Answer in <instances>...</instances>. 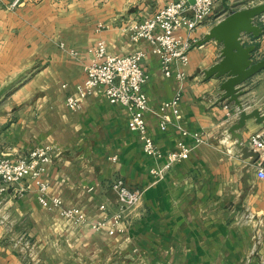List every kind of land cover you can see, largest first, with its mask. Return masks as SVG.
<instances>
[{
	"label": "crops",
	"instance_id": "crops-1",
	"mask_svg": "<svg viewBox=\"0 0 264 264\" xmlns=\"http://www.w3.org/2000/svg\"><path fill=\"white\" fill-rule=\"evenodd\" d=\"M168 1L120 0L113 6V0H104L102 8L70 6L57 12L44 6L34 14L26 4L10 10L9 0H0V154L17 157L35 145L50 144L48 194L60 197L64 206L80 207L92 219L116 210L115 178L144 190L141 203L126 214L125 231L109 235L75 226L56 209H45L31 183L20 184L26 190L18 195L10 188L1 212L7 220L0 225V264L31 263L10 245L9 238L20 233L36 243V264H264V178L257 177L252 165L243 180L247 160L227 133L238 119L227 111L238 110L227 99L218 100L219 79L205 78L204 70L219 60L221 45L213 40L197 44L224 16L222 4L216 3V10L189 34L195 42L183 81L162 73L148 41H131L121 29L150 17ZM237 1L246 0L228 3ZM262 2L247 0L240 8ZM258 19L264 27V13ZM100 22L107 27L98 33ZM180 33L188 34L184 29ZM99 38L113 54L145 53L141 65L148 80L143 90L151 109L145 119L159 149L176 150L179 140L192 146L189 157L162 179L151 175L153 160L129 129L125 106L110 103L100 89L83 99L78 110L65 104L83 79L84 63L91 58L88 49ZM248 43L256 45V59L264 58V32ZM70 49L78 54L72 56ZM244 89L240 99L246 110L259 109L264 115V69L246 80ZM178 90L179 120L170 115L171 123L161 130L156 111ZM176 121L203 133L205 142L195 145L192 137H183ZM263 126L264 121L249 118L238 132L246 144ZM101 204L105 210L99 209ZM241 211L262 221L258 242L252 224L239 220Z\"/></svg>",
	"mask_w": 264,
	"mask_h": 264
},
{
	"label": "built area",
	"instance_id": "built-area-1",
	"mask_svg": "<svg viewBox=\"0 0 264 264\" xmlns=\"http://www.w3.org/2000/svg\"><path fill=\"white\" fill-rule=\"evenodd\" d=\"M17 2L18 0H15L13 5ZM215 2L216 0H193V2L169 0L150 17L142 21L127 22L121 29L128 34L131 41L141 39L148 41L151 52L159 58L162 73L166 77L174 76L179 81H183L186 78L185 67L189 63V52L195 42L189 34L213 13ZM106 27L105 23L100 22L95 30L99 33ZM182 29L188 34L182 35L180 33ZM60 46L64 48L63 43H60ZM88 51L91 58L84 63L83 79L76 83L74 91L66 96V106L71 110H78L82 100L91 95L95 89H100L110 103L125 106L129 112V129L137 133L142 141L144 153L153 160L151 175L156 181L162 179L173 165L189 157L192 146L184 140H179L176 150L163 152L148 134L145 115L151 109L143 90L148 75L141 65L145 53L137 50L125 55L113 54L108 51L106 42L102 38L97 39ZM68 52L72 56L78 54L73 49ZM173 66L176 67L175 71L172 69ZM181 96V91L178 90L156 111L161 130H165L171 123L170 115L179 120ZM233 114H238V111H227L228 116ZM175 126L183 137H192L195 145L205 142L203 133L191 132L183 128L178 121L175 122ZM246 145L248 149L257 153L258 158L253 165L256 168L257 177L264 178V126L249 137ZM52 156L53 148L50 144L35 145L24 155L17 157L0 154V213L5 204L7 191L12 188L16 195L21 194L26 189L20 184L28 182L33 185L37 199L45 209H56L61 217L75 226L93 232L105 231L109 235L123 233L125 228L122 225L126 220V214L141 203L144 190L131 188L124 179L115 178L111 188L116 194V210L101 219L89 218L80 207L64 206L60 197L48 194L50 183L47 177V166ZM105 208V204L99 206L100 210ZM250 215L255 219L254 214L250 213ZM6 220L5 213H1L0 225H4ZM255 220L260 225L255 235L258 242L261 237L262 221ZM9 240L13 249L23 254L24 258L31 260L30 264L37 263L36 243L27 234L20 233L10 237Z\"/></svg>",
	"mask_w": 264,
	"mask_h": 264
},
{
	"label": "water",
	"instance_id": "water-1",
	"mask_svg": "<svg viewBox=\"0 0 264 264\" xmlns=\"http://www.w3.org/2000/svg\"><path fill=\"white\" fill-rule=\"evenodd\" d=\"M228 2L221 0L224 16L209 28L197 44L213 40L221 45L219 60L205 69L204 74L205 78L215 77L220 80L221 94L218 100L227 99L238 110V119L227 128V133L232 139L235 138L241 159L247 160L242 169L245 181L258 155L248 149L238 130L245 126L249 118H255L258 123L263 122L264 115H261L259 109L247 111L246 101L240 97L245 94L244 82L264 69V58L256 59V45L248 43V39H257L264 32V27L258 21L264 13V2L245 8Z\"/></svg>",
	"mask_w": 264,
	"mask_h": 264
},
{
	"label": "rangeland",
	"instance_id": "rangeland-1",
	"mask_svg": "<svg viewBox=\"0 0 264 264\" xmlns=\"http://www.w3.org/2000/svg\"><path fill=\"white\" fill-rule=\"evenodd\" d=\"M14 1L15 0H9V2L6 4V8H8L10 10H15V9L19 8L20 6L26 4V5H28V7L32 11V13H34V14L40 13L44 9V6H49V7L53 6V9L57 10V12H59V11L65 10V8H68L70 6H72L73 8H76V6L88 7V8L90 7L91 8V5H92L93 7L99 6L100 8H102L103 2H104V0H95L96 4L95 3L94 4H91V3L83 4V2L88 1V0H18V2L13 5ZM119 1L120 0H113V6L119 5ZM246 2H247V0L246 1H237L234 4L237 5L238 7H241L243 5H246ZM216 3L220 4L221 0H216L215 5H216ZM214 10H216V8H214ZM218 12H219V9H218ZM221 12H223V10ZM216 14H217V11H216ZM102 23H105V22H102ZM250 216H251L250 213H247L246 211H241L239 220L241 222L251 223L253 231H254V235H256L258 232V229L260 228V225L257 222H255L256 220L254 218H252Z\"/></svg>",
	"mask_w": 264,
	"mask_h": 264
}]
</instances>
